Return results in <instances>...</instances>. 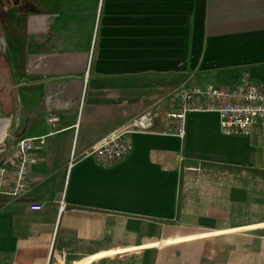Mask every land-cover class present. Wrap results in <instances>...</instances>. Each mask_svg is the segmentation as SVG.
Listing matches in <instances>:
<instances>
[{"label": "crops", "instance_id": "obj_1", "mask_svg": "<svg viewBox=\"0 0 264 264\" xmlns=\"http://www.w3.org/2000/svg\"><path fill=\"white\" fill-rule=\"evenodd\" d=\"M23 4L3 37L14 79L0 165L20 140L41 143L26 199L0 200V264H264L261 131L227 136L217 114L194 113L181 139L166 118L183 85L263 72L264 0ZM143 112L153 128L126 137V158L85 157Z\"/></svg>", "mask_w": 264, "mask_h": 264}, {"label": "built area", "instance_id": "obj_2", "mask_svg": "<svg viewBox=\"0 0 264 264\" xmlns=\"http://www.w3.org/2000/svg\"><path fill=\"white\" fill-rule=\"evenodd\" d=\"M172 95L175 103L171 104L166 118L176 122V134L181 139L187 133L188 117L194 113L217 114L222 133L227 136L249 137L258 129L264 133V86L252 84L247 77L240 84L229 87L183 85ZM152 128V117L143 112L98 141L85 153V157H93L101 165L111 166L130 154L132 146L126 140L128 135L147 133ZM37 142H40L39 138L20 140L16 150L0 165L1 201L17 203L26 199ZM189 170L198 171L194 168ZM58 205L60 212L66 209L64 196ZM30 209L40 212L43 206L34 203Z\"/></svg>", "mask_w": 264, "mask_h": 264}, {"label": "rangeland", "instance_id": "obj_3", "mask_svg": "<svg viewBox=\"0 0 264 264\" xmlns=\"http://www.w3.org/2000/svg\"><path fill=\"white\" fill-rule=\"evenodd\" d=\"M23 3H26V0L23 1ZM11 6V5H10ZM7 4L6 0H0V37L3 40V37H5V34H10V36H7V40H12L11 33H14L16 31V25H18L17 23V13H15L16 9L14 8V6L12 5L10 7ZM15 9V10H14ZM4 41V40H3ZM10 42V41H9ZM5 43V42H4ZM10 47H12L11 45H9V51H8V55L10 56ZM5 44L3 46H0V106L6 111L8 112L9 110L11 111V107L10 106H6L7 104H5V102L9 101L10 103V97H11V91L9 88V86H12V79H14V71L8 68V64L6 62V58L3 56V50L5 49ZM261 72V71H260ZM239 72L237 71H232L230 72L228 75L230 76L231 79H234L236 82H233V85H238L239 83ZM261 75H263L264 78V68H263V72H261V74H256L253 75L252 77V84H256V85H262L261 82ZM223 80H221L222 82ZM222 85L224 83H221ZM209 86V85H208ZM264 86V85H263ZM9 90V91H8ZM10 107V108H9ZM12 133V132H11ZM262 137V142H264V133L260 132ZM4 141V143H9L10 139L9 137L5 140V138L2 140ZM96 261L92 262L91 264H95Z\"/></svg>", "mask_w": 264, "mask_h": 264}, {"label": "water", "instance_id": "obj_4", "mask_svg": "<svg viewBox=\"0 0 264 264\" xmlns=\"http://www.w3.org/2000/svg\"><path fill=\"white\" fill-rule=\"evenodd\" d=\"M18 0H15V4H18ZM0 46H3V40L0 37ZM1 52V51H0ZM7 118L0 113V143L4 138L6 131ZM2 149V148H1Z\"/></svg>", "mask_w": 264, "mask_h": 264}, {"label": "flooded vegetation", "instance_id": "obj_5", "mask_svg": "<svg viewBox=\"0 0 264 264\" xmlns=\"http://www.w3.org/2000/svg\"><path fill=\"white\" fill-rule=\"evenodd\" d=\"M6 1H7V4H8L9 6H10V5H11V6L13 5L14 8H17V7L21 6V4H23L22 0H18V1H19V2H18V3H19L18 5L15 4V0H6ZM11 6H10V7H11ZM21 8H22V9L26 8V10H27V9H29L30 7H29L28 5L23 4V5L21 6Z\"/></svg>", "mask_w": 264, "mask_h": 264}]
</instances>
